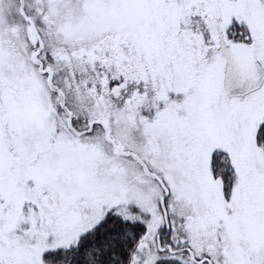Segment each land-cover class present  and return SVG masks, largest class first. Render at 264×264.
Instances as JSON below:
<instances>
[{
  "label": "snow or ice",
  "instance_id": "6c2138e0",
  "mask_svg": "<svg viewBox=\"0 0 264 264\" xmlns=\"http://www.w3.org/2000/svg\"><path fill=\"white\" fill-rule=\"evenodd\" d=\"M0 264H264V0H0Z\"/></svg>",
  "mask_w": 264,
  "mask_h": 264
}]
</instances>
